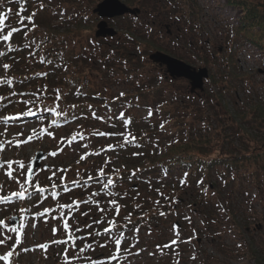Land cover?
Segmentation results:
<instances>
[{
	"label": "rangeland",
	"instance_id": "374dc122",
	"mask_svg": "<svg viewBox=\"0 0 264 264\" xmlns=\"http://www.w3.org/2000/svg\"><path fill=\"white\" fill-rule=\"evenodd\" d=\"M121 1L126 4L124 0ZM250 1L264 8V0ZM97 2L90 13H93L92 9ZM195 2L198 21H195L193 29L189 28L178 11H172L170 3L162 0L159 10L168 14L160 16L165 24H170L172 34L168 36L163 25L160 31L152 29L147 33L155 45H165L166 50L162 52L195 68L206 67L202 57L206 55L210 58L213 53L218 60L217 64L209 62L213 72H217L218 65H223L228 52L232 50L235 72L240 74L233 82L229 83L226 77L210 88L205 84L207 77L202 90L189 91L187 79L171 78L163 65L147 58L143 71L132 82L118 80L107 85L101 93L111 97L148 86L151 90L154 87L160 90L158 98L149 94L134 107L125 102H101V120L89 125L72 123L55 127L36 117L24 118L15 123L0 121V264H75L82 253L92 260L90 262L86 258L88 263L84 264H255L252 258L256 257L255 253L264 256V175L257 183L249 178L241 181L233 179L232 183H227L226 179L214 173L210 183L220 186V192L215 194L213 186L210 192L201 190L207 198L215 194L214 202L219 203L218 212L208 219H203L200 208L191 201H179L172 211L168 210L170 208L165 209L155 200L151 185L158 180L153 177H143L146 179L143 183L137 179L128 180L121 184V194L128 195L124 200L137 210H142L144 206L152 209L150 213L147 210L139 211L141 220L142 216L146 220L151 213H155L157 219L144 220L131 229L110 234L108 249L96 257L89 251L82 252L80 244L96 236L95 231L100 228H94L90 221L102 216L97 214L95 218H84L82 210L89 209V205L94 202L101 206L103 212L114 211L111 219L114 225L117 224L115 215L123 214L124 200L116 199L113 188L104 190L103 180L88 181L89 190L94 191L93 197L83 195L88 193L86 191L80 195L81 188L75 182L70 188L59 186L82 176H92L95 171L101 173L104 163H108L110 169L112 166L117 167L115 172L114 169L110 170V176H118L120 167L126 161L111 153L113 133L109 129L113 128L114 123L122 124L120 129L124 130L130 118L134 117L142 126L147 127L155 119V108L168 107L171 120L184 117L185 123L188 122L187 125L192 126L196 132L194 134L203 136L211 132L215 140L224 117L234 116L242 104L264 101V60L260 50L253 43L249 44L250 52L245 44L238 46L237 43L225 40L226 28L239 22L240 12L226 4V0ZM151 3L152 0H137L133 6L126 5L143 11ZM66 12L69 15L71 11ZM66 12L57 11L56 20H62ZM155 14L156 9L151 12V18H155ZM137 15L131 16L129 23L126 18L104 20L119 33L132 29L137 21L145 18L142 14ZM100 20L97 17L92 29L87 30L86 34L93 40ZM8 43V34L0 32V52ZM140 44L139 49H146L149 55L151 50L147 49L148 46L143 41ZM201 46L202 49L199 48ZM219 47L227 49L223 53L217 52ZM247 53L250 56H245ZM139 54L137 51L135 56ZM4 67L0 59V76ZM221 69L225 70L223 67ZM219 91L224 96L223 100L218 98ZM209 92L214 96H208ZM120 129L119 132L122 131ZM233 138L230 140L235 143ZM160 147L156 146L154 150L161 151ZM39 150L44 155L39 166L29 174L30 160ZM181 173L172 168L159 178L176 177ZM184 186L189 187L187 182ZM177 194L176 198L179 199ZM83 196L88 200L83 199ZM10 216L17 217L13 224L8 222ZM90 224L95 230L92 234L87 232V225ZM83 227H88L84 231V238L81 237ZM111 228L113 226L107 227L105 232Z\"/></svg>",
	"mask_w": 264,
	"mask_h": 264
},
{
	"label": "trees",
	"instance_id": "16d2710c",
	"mask_svg": "<svg viewBox=\"0 0 264 264\" xmlns=\"http://www.w3.org/2000/svg\"><path fill=\"white\" fill-rule=\"evenodd\" d=\"M94 1L98 0H0V32L9 36L8 45L0 52V59L5 65V70L0 76V121L15 123L24 118L36 117L45 124L55 127L72 123L89 125L101 120L99 114L101 102L114 101L119 104L125 102L134 107L149 94H153L155 98L160 97L158 88L154 87L151 90L148 86L136 87L134 92L111 97L101 91L118 80L132 82L133 78L143 71V65L148 62V51L139 49L141 41L149 50H166L165 45H155L147 33L152 29L160 31L163 25L166 34L170 36L160 16L168 14L159 10L162 0H152L149 6L143 11L140 10L138 15L142 14L145 18L137 21L132 29L111 37L93 40L86 33L88 29H92L97 18L90 13ZM135 1L137 0H124L129 6H133ZM165 1L170 3L172 11H178L189 28L193 29L195 21H198L195 0ZM226 4L240 12V20L226 28L225 40L251 41L262 52L264 59L263 6L250 0H226ZM154 9L157 14L155 18H151ZM68 10L71 11L69 15L66 12ZM57 11L66 12L60 21L55 18ZM124 18L129 23V18L132 17L127 14L117 17ZM140 26L147 28L144 30ZM137 51L141 54L136 57ZM228 53L223 65H218L217 72H213L209 65V62L217 64L215 56L202 57L203 64L209 71L205 80L206 86L211 88L217 81L226 77L229 78L227 80L229 83L239 78L240 74L235 72L232 50ZM220 60L223 61L224 57ZM208 96L214 95L209 92ZM218 98L224 99L221 91ZM224 110L227 113L226 106ZM154 111L156 120H152L147 127L132 117L124 130L120 129L123 125L118 123H114L113 128L109 129L113 133L110 141L111 153L126 161L120 167L118 176L112 178L110 170L114 169L115 172L117 167L112 166L110 169V165L108 163L103 165L99 157V162L103 165L101 173L95 171L92 176H82L59 186L66 185L70 188L75 182L81 188L80 195L86 191L88 193L83 195L93 197L94 191L89 190L88 181L103 180L104 190L113 188L116 199L124 200L128 195L121 194L122 183L131 179L143 183L146 179L142 178L149 176L158 180L151 186L155 200L165 209L170 208L168 210L172 211L179 201L186 203L191 201L200 208L203 219H208L218 212L219 206L214 199L216 192H220L218 191L220 186L210 183L214 173L226 179L227 183H232L233 179L241 181L247 178L257 183L264 175V101L242 104L234 116L224 117L222 124H219L218 138L215 140L211 132L203 136L194 134L195 131L192 126L187 125L188 122L185 123L184 117L171 120L168 107L155 108ZM119 129L122 131L119 132ZM232 136L235 143L230 140ZM162 141L165 142L164 145L161 144ZM159 145L161 151L157 152L154 149ZM172 168L184 174L176 177L167 176L166 179L159 178ZM186 182L190 188L184 186ZM211 186L215 189L212 198L211 195L210 198L203 196L201 190L206 189L210 192ZM157 191L159 194H156ZM176 192L179 199L176 198ZM83 199L87 198L83 196ZM92 203L89 209H83L82 213L84 218L101 215L102 219L90 221L94 228L100 229L95 231L91 224L87 225L89 226L87 232L92 234L95 231L96 236L87 242L81 239L80 241L85 243H81L80 247L82 252L93 253V257L108 249L110 234L131 229L145 220L144 216L141 220L139 211L147 210L150 213L152 210L146 206L142 207V210H137L124 200L123 214L115 215L117 224L113 225L114 211L103 212L100 205ZM106 217L109 218L105 219ZM154 219H157V216L151 213L146 220ZM110 226L113 228L105 232ZM87 228L81 229L82 238ZM255 256H252L255 264H264V256L256 253ZM78 257L75 264L88 263L86 258H89L85 254L82 253ZM82 260L84 262H80Z\"/></svg>",
	"mask_w": 264,
	"mask_h": 264
},
{
	"label": "water",
	"instance_id": "95a60500",
	"mask_svg": "<svg viewBox=\"0 0 264 264\" xmlns=\"http://www.w3.org/2000/svg\"><path fill=\"white\" fill-rule=\"evenodd\" d=\"M139 11L140 10L137 7L131 8L124 4L121 0L99 1L92 9V12L95 14L97 13V16L101 19L96 25L97 29L94 32L95 37H106L116 34V30L113 27H109L104 19H111L124 14L137 15ZM148 58L153 63L165 66L166 73L171 78L187 79L190 85V91L195 89L202 90L204 79L208 77V70L206 67H192L182 60L172 57L159 50L150 52ZM43 155L44 153L41 150L35 153L32 160H30L29 174H31L32 171L39 166ZM8 220L10 224H13L17 220V217L11 216Z\"/></svg>",
	"mask_w": 264,
	"mask_h": 264
},
{
	"label": "flooded vegetation",
	"instance_id": "af4514ba",
	"mask_svg": "<svg viewBox=\"0 0 264 264\" xmlns=\"http://www.w3.org/2000/svg\"><path fill=\"white\" fill-rule=\"evenodd\" d=\"M208 43V42H207ZM209 44V43H208ZM203 47L201 46V49H202ZM226 49H227V47H219L218 49H217V52H224V51H226ZM210 56L211 57H214L215 55L213 54V53H211L210 54Z\"/></svg>",
	"mask_w": 264,
	"mask_h": 264
}]
</instances>
